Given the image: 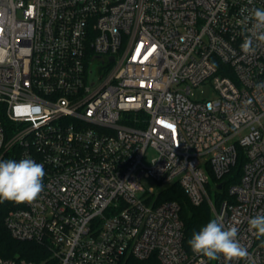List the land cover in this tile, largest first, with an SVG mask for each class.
<instances>
[{
  "label": "built area",
  "instance_id": "1",
  "mask_svg": "<svg viewBox=\"0 0 264 264\" xmlns=\"http://www.w3.org/2000/svg\"><path fill=\"white\" fill-rule=\"evenodd\" d=\"M256 8L264 0H0V160L14 151L45 170L4 226L48 250L0 264H264L248 223L264 214V43L241 50ZM206 85L213 97L195 98ZM172 185L236 226L247 258L185 247L178 203L159 201Z\"/></svg>",
  "mask_w": 264,
  "mask_h": 264
},
{
  "label": "clouds",
  "instance_id": "2",
  "mask_svg": "<svg viewBox=\"0 0 264 264\" xmlns=\"http://www.w3.org/2000/svg\"><path fill=\"white\" fill-rule=\"evenodd\" d=\"M245 23L251 22V35L246 36L241 45L244 54L254 53L255 42L264 43V9L256 8L245 17ZM45 176L44 165L31 158L19 160H0V203L14 201L33 202L43 191L42 180ZM249 226L257 237H264V214L250 218ZM238 228L225 227L217 219H211L199 232H194L187 241L193 253L208 260L219 256L229 261H239L248 256L247 249L237 240Z\"/></svg>",
  "mask_w": 264,
  "mask_h": 264
},
{
  "label": "trees",
  "instance_id": "3",
  "mask_svg": "<svg viewBox=\"0 0 264 264\" xmlns=\"http://www.w3.org/2000/svg\"><path fill=\"white\" fill-rule=\"evenodd\" d=\"M16 160L14 151L6 154L3 160ZM17 161V160H16ZM244 158L242 151H238V157L235 165L230 169L229 173L224 177L225 188L231 184H237L242 174V165ZM226 190V189H225ZM226 192L222 194L224 198ZM217 199V198H216ZM159 201H175L180 207V218L184 226V246L189 247L187 241L194 232H199L201 227L212 219L210 209L206 203L195 207L192 206L186 198L183 191L176 185L168 187L163 193ZM13 208L11 201H3L0 203V256L7 259L26 260L36 263L45 261L48 257V250L43 245L36 242L18 241L13 239L4 226V219L9 210ZM124 264H159L154 257L147 260H136L128 258Z\"/></svg>",
  "mask_w": 264,
  "mask_h": 264
},
{
  "label": "rangeland",
  "instance_id": "4",
  "mask_svg": "<svg viewBox=\"0 0 264 264\" xmlns=\"http://www.w3.org/2000/svg\"><path fill=\"white\" fill-rule=\"evenodd\" d=\"M202 90V93L201 91ZM193 94L195 98L197 99H210L213 97L212 88L209 85L203 86L202 88L194 89ZM144 183H146L147 187L155 188L156 184L152 180H144ZM212 187V186H211ZM214 190H210L209 194L212 199H214ZM212 216V215H211Z\"/></svg>",
  "mask_w": 264,
  "mask_h": 264
},
{
  "label": "water",
  "instance_id": "5",
  "mask_svg": "<svg viewBox=\"0 0 264 264\" xmlns=\"http://www.w3.org/2000/svg\"><path fill=\"white\" fill-rule=\"evenodd\" d=\"M222 185H223V183L218 184L217 185V189H221L222 188Z\"/></svg>",
  "mask_w": 264,
  "mask_h": 264
}]
</instances>
